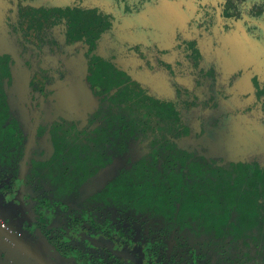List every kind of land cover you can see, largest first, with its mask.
<instances>
[{"label":"flooded vegetation","instance_id":"af4514ba","mask_svg":"<svg viewBox=\"0 0 264 264\" xmlns=\"http://www.w3.org/2000/svg\"><path fill=\"white\" fill-rule=\"evenodd\" d=\"M245 16L263 29L264 0H0V264H231L189 249L239 241L220 228L237 203L223 174L264 182V153H238L223 109L247 104L258 128L264 75L242 98L210 57ZM254 230L262 248L235 264H264Z\"/></svg>","mask_w":264,"mask_h":264},{"label":"rangeland","instance_id":"374dc122","mask_svg":"<svg viewBox=\"0 0 264 264\" xmlns=\"http://www.w3.org/2000/svg\"><path fill=\"white\" fill-rule=\"evenodd\" d=\"M64 2L70 1V0H62ZM193 9V8H192ZM194 10V9H193ZM193 15V11H190V16ZM245 16V18H242L239 20V22H232V25H234L233 29H230V31H226V33H221V43L225 44V47L227 48V53L225 54H218L216 51H213L211 54L213 58H218L217 65L219 67V70L221 72V80L224 83H228L233 75H237L238 77L236 81L234 82V85L231 87V90H240V96L242 98L244 97V93L246 94L251 92L253 90V85L251 83V79L253 75L258 74L260 77L264 75V28H256L254 27L255 23L248 20ZM191 19V17H190ZM193 21V19H191ZM235 23L236 26H235ZM182 24L183 22H179L176 24V28H179L182 30ZM250 27H254V29L250 30ZM194 33H198L197 30H193ZM230 33H234L237 36L238 40V49L237 52H230L231 48H234L233 44L227 43V41L223 38L230 35ZM206 35V34H205ZM219 37V36H217ZM205 40L203 41V46H206V48L212 47L211 40L208 39L210 36H204ZM201 38V40L203 39ZM202 43V41H201ZM243 45L241 48V44ZM182 80L184 82L188 81V78L183 77ZM158 86V84H156ZM242 100V99H241ZM243 101V100H242ZM231 108L235 106L232 110H230V107L223 106V109H228L229 116L233 119V123L238 125H234L237 128H241L239 126V123L241 124L242 121V128L243 131H239L235 134L233 137L235 141L238 144L243 145L244 151L238 150L239 152H250L251 154H255L256 152L258 155L262 156V153H264V130L262 129V123H264V120L262 118V115L258 116V128L257 126H252L249 122V118L251 119L250 115L246 113L247 110V104L238 102L237 104H230ZM233 105V106H232ZM237 105L240 107L238 108ZM243 106V108H241ZM260 105H258L259 108ZM236 107L238 109V112L236 113ZM215 110V108H214ZM260 111V110H259ZM213 112V111H211ZM210 112V113H211ZM223 112H225L223 110ZM217 113L220 115V111H217ZM240 114V115H238ZM248 114V115H247ZM214 117L219 118L215 111L212 114ZM237 115V116H235ZM221 120V119H220ZM255 128L258 129V131L255 130ZM235 129L234 131H236ZM227 147V146H226ZM233 153V152H232ZM262 159V157H261Z\"/></svg>","mask_w":264,"mask_h":264},{"label":"trees","instance_id":"16d2710c","mask_svg":"<svg viewBox=\"0 0 264 264\" xmlns=\"http://www.w3.org/2000/svg\"><path fill=\"white\" fill-rule=\"evenodd\" d=\"M179 173H176L175 176H179ZM222 175V180L220 183V188H218V192H221L224 196L229 197V195H232L234 198H236V205L233 207L230 203H227L225 201V204H222V207L224 208L222 210V223H221V230L223 235L227 236L231 233L230 225L233 223H236V226L238 229H241L242 232L239 234V238L237 239L239 241L234 242L232 246H222V247H199V246H192L189 250L192 253L193 260L194 257L198 256H205L207 257L211 253H216L219 256H228L229 261L231 264H235L240 256L244 258L251 256L253 254H256L257 250L261 249L262 247H258L257 244H252L251 246V240H252V234L251 231L254 233H257L254 229H259V231H264V205L258 203V196L264 193V182L262 181V173H259L260 178L258 179V182L256 184V187H249L247 183L240 182L237 185H233L232 181L229 177ZM230 187L233 188L231 191L232 193L236 194L239 193V196H235L231 194ZM205 188H207L205 191H212L214 190V186L210 187L207 185ZM217 188V187H216ZM236 192V193H235ZM259 193V195H258ZM190 201L189 199H181V200H174V204L176 205V215L179 217H185L182 212V208L184 204ZM202 208H204V212L208 214L209 216V223L211 225L215 224L214 221V213L209 209V207L206 205V203L203 205ZM201 208V209H202ZM230 208L237 209V219L232 218L233 215L230 214ZM230 218V219H228ZM237 220V221H236ZM212 227V226H211ZM252 227V228H251ZM261 235V232H259ZM262 236V235H261ZM259 238V236L257 237ZM263 238V237H262ZM263 250V249H262ZM263 252V251H262ZM264 255V252L262 253ZM198 263H201L200 261Z\"/></svg>","mask_w":264,"mask_h":264},{"label":"water","instance_id":"95a60500","mask_svg":"<svg viewBox=\"0 0 264 264\" xmlns=\"http://www.w3.org/2000/svg\"><path fill=\"white\" fill-rule=\"evenodd\" d=\"M40 262H41L42 264H49L48 262H46L45 260H43V259H41V258H40Z\"/></svg>","mask_w":264,"mask_h":264}]
</instances>
